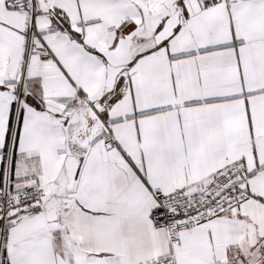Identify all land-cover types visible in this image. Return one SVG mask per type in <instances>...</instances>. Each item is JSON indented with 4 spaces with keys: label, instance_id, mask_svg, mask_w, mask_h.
Segmentation results:
<instances>
[{
    "label": "snow or ice",
    "instance_id": "obj_1",
    "mask_svg": "<svg viewBox=\"0 0 264 264\" xmlns=\"http://www.w3.org/2000/svg\"><path fill=\"white\" fill-rule=\"evenodd\" d=\"M0 264H264V0H0Z\"/></svg>",
    "mask_w": 264,
    "mask_h": 264
}]
</instances>
